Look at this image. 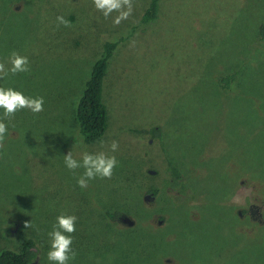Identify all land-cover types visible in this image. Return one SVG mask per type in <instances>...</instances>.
Wrapping results in <instances>:
<instances>
[{
    "label": "rangeland",
    "instance_id": "rangeland-1",
    "mask_svg": "<svg viewBox=\"0 0 264 264\" xmlns=\"http://www.w3.org/2000/svg\"><path fill=\"white\" fill-rule=\"evenodd\" d=\"M147 1L114 25L93 0H0V61L10 67L15 51L31 69L0 87L44 98V111L3 119L0 246L30 235L34 264H53L48 233L71 214L69 264H264V0H158V17L141 23ZM106 41L107 126L83 144L72 111ZM113 140L111 179L79 187L84 169L64 154L80 160Z\"/></svg>",
    "mask_w": 264,
    "mask_h": 264
},
{
    "label": "clouds",
    "instance_id": "clouds-1",
    "mask_svg": "<svg viewBox=\"0 0 264 264\" xmlns=\"http://www.w3.org/2000/svg\"><path fill=\"white\" fill-rule=\"evenodd\" d=\"M97 10L108 18L112 13H117L113 18V24L119 25L122 21L127 20L134 11L133 0H93ZM58 24L70 27L71 22L63 15L57 16ZM8 64L0 61V79L7 77L9 73L16 75L18 73H28L31 71L30 62L27 56L21 55L13 51L9 58ZM0 109H3V118L0 119V149L4 147L5 137L8 133L7 125L3 119L13 117L16 112L22 109H28L34 114L44 111V98L31 97L25 95L22 91L14 88L0 87ZM103 146L104 141L100 142ZM109 147V151L87 152L81 155V159L74 158L72 151L69 150L64 154V164L75 172L76 169L83 168L84 172L77 177V184L81 188H87L90 180L97 177L111 179L114 169L118 164L115 153L119 149V142L113 140ZM77 217L71 214H60L56 218V222L52 226V231L48 233L50 238V249L47 253V259L53 264H69L70 260H74L77 253L73 250L72 233L76 231ZM25 228L32 227L31 222H25ZM37 257L34 258L33 264Z\"/></svg>",
    "mask_w": 264,
    "mask_h": 264
},
{
    "label": "trees",
    "instance_id": "trees-1",
    "mask_svg": "<svg viewBox=\"0 0 264 264\" xmlns=\"http://www.w3.org/2000/svg\"><path fill=\"white\" fill-rule=\"evenodd\" d=\"M156 17H158V0H148L139 19L141 23H149L155 20ZM260 33L264 35V23L260 27ZM114 48V42L106 41L102 44V51L90 66L88 77L83 81L79 96L73 107V120L78 125L80 142L83 144H90L99 140L107 126V111L103 103L101 89ZM231 74L226 75V77L223 76L222 79L232 83L236 80L237 73L235 71ZM171 175L179 177V173ZM181 187L182 185L177 188L181 190ZM147 192L154 195L156 188L150 187ZM117 214H108V216L111 219H115ZM36 239L30 235L24 237L17 242L18 246L16 249L0 246V264H33L36 256L34 248L36 247V242L34 241ZM74 244L75 242H73L72 247Z\"/></svg>",
    "mask_w": 264,
    "mask_h": 264
},
{
    "label": "water",
    "instance_id": "water-1",
    "mask_svg": "<svg viewBox=\"0 0 264 264\" xmlns=\"http://www.w3.org/2000/svg\"><path fill=\"white\" fill-rule=\"evenodd\" d=\"M148 173H150V174H153L154 173V171H152V170H148ZM119 219V221L121 222V223H128V224H130L131 223V219L130 218H128L127 216H125V217H123V216H121V217H119L118 218ZM123 223V224H124Z\"/></svg>",
    "mask_w": 264,
    "mask_h": 264
},
{
    "label": "flooded vegetation",
    "instance_id": "flooded-vegetation-1",
    "mask_svg": "<svg viewBox=\"0 0 264 264\" xmlns=\"http://www.w3.org/2000/svg\"><path fill=\"white\" fill-rule=\"evenodd\" d=\"M184 195L187 197V198H189V195H187V193H184ZM147 196H145L144 197V199L146 198ZM121 216H123V217H125V216H127V215H121ZM120 216V217H121ZM128 217V216H127ZM242 217V216H241ZM129 218V217H128ZM240 217H239V215H238V218L237 219H239ZM251 219H252V217H251ZM119 220V219H118ZM124 223V222H123ZM125 225H127V226H130V227H132L131 225H134V222H133V220L131 221V223L130 224H128V223H124ZM35 257H37V256H35Z\"/></svg>",
    "mask_w": 264,
    "mask_h": 264
}]
</instances>
